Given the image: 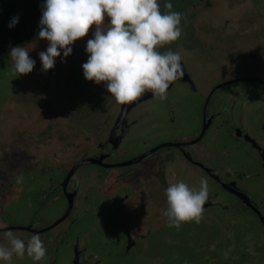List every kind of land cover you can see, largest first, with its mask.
<instances>
[{
	"label": "rangeland",
	"instance_id": "obj_1",
	"mask_svg": "<svg viewBox=\"0 0 264 264\" xmlns=\"http://www.w3.org/2000/svg\"><path fill=\"white\" fill-rule=\"evenodd\" d=\"M253 43L261 44L264 50V0H82L72 7L68 19L53 22L33 41L0 51V175L22 176L20 182L16 181L22 194L11 206L13 214H25L29 199L42 200L39 196L48 176H42L38 168L30 170L31 161L45 160V154L55 158L54 144L65 135L60 130L67 128L75 137L82 128L93 132L111 115L109 109L131 92L136 79L129 68L131 54L147 53L154 58L151 64L162 65V69L172 56L185 62L201 91L193 93L178 83L170 98L164 100L168 112L150 109L147 122L169 123L175 110L178 123L185 124L180 129L185 130L187 121L194 117L185 103H202L211 88L252 72L246 61L253 60L250 53H257L251 49ZM244 86L247 84L237 82L219 88L211 107L229 97L231 89L244 90ZM247 94L236 96L237 104L247 96L253 106L259 105L258 116L262 111L264 114V97H256V91ZM145 129L136 133L133 141L152 136L149 131L142 138ZM161 139L162 135L157 136L156 142ZM224 139L228 142L229 138ZM237 156L243 163L238 169L255 176H245L246 182L264 188V171L256 154L245 149ZM157 161V156L146 160L149 164L142 177L149 181L151 199L161 205L159 172L154 170ZM39 165L50 167L49 163ZM152 172L156 178L151 177ZM142 187L133 191L140 192ZM43 201L44 208H36L39 214L45 208L53 214L66 208V200L58 190ZM207 211L172 207L164 238L161 233L148 236L142 250L133 249L126 256L123 244L111 242L99 245L96 253L106 264H113L114 257L118 264H126L130 257L134 258L131 264H264V242L254 243L261 239V234L255 232L263 229L253 222L229 227L222 217L208 218L211 220L207 223L201 220ZM104 218L101 213L100 221ZM87 228L95 239V232ZM116 229V235L98 232L99 239L106 241L109 236L113 239L112 235H120L124 241L123 229ZM4 234L13 238L26 233L12 230ZM41 245L36 242L34 247ZM258 254L260 263L251 259ZM1 264L11 263L2 258Z\"/></svg>",
	"mask_w": 264,
	"mask_h": 264
},
{
	"label": "flooded vegetation",
	"instance_id": "obj_2",
	"mask_svg": "<svg viewBox=\"0 0 264 264\" xmlns=\"http://www.w3.org/2000/svg\"><path fill=\"white\" fill-rule=\"evenodd\" d=\"M260 46L252 44L251 49L258 54L250 53L253 60L246 61L252 72L246 71L211 88L204 94L202 103H185L191 110L189 114H194L185 130L180 129L185 124L178 123L175 110L169 123L147 124L150 109L162 108L168 112L165 108L168 103L164 100L170 98L171 90L178 83L193 93L201 91L185 62L172 56L162 69V65L151 64L154 58L147 53L131 54L129 68L136 78L135 85L109 109L111 115L93 132L82 128L81 134L75 137L67 128L60 130L65 135L54 144L55 158L45 154V160L31 161L30 170L38 168L42 176H48L39 196L42 200L27 199L26 213L15 216L11 206L19 201L22 187L18 183L22 176L13 174L3 178L0 175V264L2 258L11 264H106L96 253L99 245L123 244L124 256L133 249L139 252L147 245L148 236L161 233L164 238L163 230L172 207L185 211L208 210L201 217L207 223L219 217L229 227L253 222L263 229L255 232L261 234V239H255L254 243L264 242V188L246 182L245 176H255L238 169L243 163L236 158L245 149L252 151L264 171L263 111L258 116L259 105L253 106L247 96L239 105L236 101V96L252 91H256V97H264V50ZM237 82L247 86L244 90L231 89L229 97L211 107L212 97L219 88ZM145 127L142 138L149 131L152 136L133 141L136 133ZM159 135L162 139L156 142ZM224 137L229 138L228 142ZM62 152L66 155H61ZM152 156L158 159L154 170L159 172L157 186L161 188V205L151 199L149 181L142 177L149 164L146 160ZM41 163H49L50 167H41ZM153 176L157 177L152 172ZM139 186H143L140 192H134ZM56 190L64 196L66 208L60 214H53L48 208L39 214L37 206L43 209V200ZM193 205L197 207H187ZM88 210L93 212L86 214ZM101 213L105 216L102 222ZM119 226L123 229L124 241L120 235L113 236ZM87 227L95 232V239ZM12 230L26 234L13 235V238L4 234ZM104 231L107 235L111 231L113 239L110 236L106 241L99 239ZM36 242L42 245L36 248ZM258 258L259 254L251 259L260 263ZM133 259L128 258L126 264H131ZM114 261L113 264H118L115 257Z\"/></svg>",
	"mask_w": 264,
	"mask_h": 264
},
{
	"label": "trees",
	"instance_id": "obj_3",
	"mask_svg": "<svg viewBox=\"0 0 264 264\" xmlns=\"http://www.w3.org/2000/svg\"><path fill=\"white\" fill-rule=\"evenodd\" d=\"M82 0H0V51L33 41L55 21L66 20Z\"/></svg>",
	"mask_w": 264,
	"mask_h": 264
},
{
	"label": "water",
	"instance_id": "obj_4",
	"mask_svg": "<svg viewBox=\"0 0 264 264\" xmlns=\"http://www.w3.org/2000/svg\"><path fill=\"white\" fill-rule=\"evenodd\" d=\"M223 85H224V84H223ZM220 86H222V84L219 85V87H220ZM82 162H83V161H82ZM82 162H80L79 164H77V166L81 165ZM85 163H87V161H86ZM77 166H76V168H77ZM187 207H188V208H193V207L196 208L197 206H194V205H193V206H187ZM263 220H264V219H263Z\"/></svg>",
	"mask_w": 264,
	"mask_h": 264
}]
</instances>
